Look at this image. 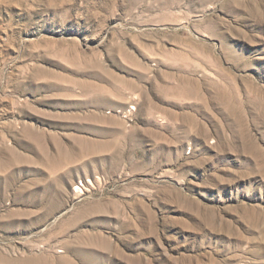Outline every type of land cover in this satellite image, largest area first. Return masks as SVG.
<instances>
[{
	"label": "rangeland",
	"instance_id": "374dc122",
	"mask_svg": "<svg viewBox=\"0 0 264 264\" xmlns=\"http://www.w3.org/2000/svg\"><path fill=\"white\" fill-rule=\"evenodd\" d=\"M0 264H264V0H0Z\"/></svg>",
	"mask_w": 264,
	"mask_h": 264
}]
</instances>
